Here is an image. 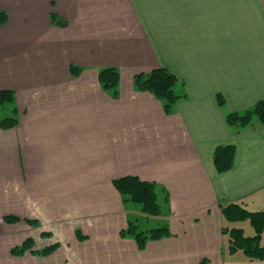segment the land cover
I'll return each instance as SVG.
<instances>
[{"label":"crops","instance_id":"0c3cea01","mask_svg":"<svg viewBox=\"0 0 264 264\" xmlns=\"http://www.w3.org/2000/svg\"><path fill=\"white\" fill-rule=\"evenodd\" d=\"M0 9V90L14 91L17 117L0 127V264L42 261L33 251L55 243L46 256L82 257L72 264H264L228 253L222 226L254 230L220 209L264 211L263 127L226 121L264 99V0H0ZM157 64L184 85L170 114L132 83ZM105 65L119 67L117 99L99 84ZM12 114L0 107V119ZM219 145L235 146L223 172ZM127 175L157 184V216L171 232L143 249L119 234L138 219L112 183ZM27 239L32 247L11 255Z\"/></svg>","mask_w":264,"mask_h":264},{"label":"trees","instance_id":"16d2710c","mask_svg":"<svg viewBox=\"0 0 264 264\" xmlns=\"http://www.w3.org/2000/svg\"><path fill=\"white\" fill-rule=\"evenodd\" d=\"M51 21L56 24L65 25V20H56L54 13L50 15ZM7 20V13L0 9V26ZM70 73L77 76L81 68L70 65ZM98 81L105 91H112L113 96L117 95L119 84V72L116 67L109 66L101 68L98 72ZM133 86L138 91L152 93L162 102L166 114L172 112L174 103L185 97L183 83L179 82L177 76L168 68L159 66L149 72H140L133 76ZM217 101L223 106L225 99L217 94ZM15 94L13 90H0V107L12 106L13 114L0 119L1 128L14 127L17 124ZM257 119L264 130V99L258 100L251 108L244 111H233L226 114V121L229 125L239 129ZM235 153L234 145H219L215 147L213 161L217 171L223 172L231 168ZM113 186L121 194L123 202H133L140 210L150 216H157L161 213V204L157 197V184L153 181L141 180L137 176L127 175L113 180ZM166 199V198H165ZM224 218L231 221L247 219L252 226L254 233L246 235L242 228L235 226H222L221 231L227 236V251L232 254L241 251L249 259H264V244L261 243V235L264 230V211H249L237 202L220 204ZM3 220L7 223L19 221V218L5 216ZM26 222L33 224L32 220ZM79 237L80 233L76 232ZM121 237H132L139 249H143L148 240H156L161 237L170 236L171 232L167 224L141 230L138 225L129 220L127 226L119 232ZM59 246L58 243L44 247L41 250L33 251L39 255H47ZM32 247L30 239L10 249L11 254L21 255ZM206 264V260L202 261Z\"/></svg>","mask_w":264,"mask_h":264},{"label":"rangeland","instance_id":"374dc122","mask_svg":"<svg viewBox=\"0 0 264 264\" xmlns=\"http://www.w3.org/2000/svg\"><path fill=\"white\" fill-rule=\"evenodd\" d=\"M56 20L58 21V20H65L66 21V19L64 18V17H59V16H57V18H56ZM67 24V23H66ZM66 24L65 25H60V24H58L59 26H61V27H64V26H66ZM109 66H112V65H105V66H103V67H100V68H98V72H99V70L101 69V68H104V67H109ZM157 67H159V66H163L162 64H157L156 65ZM79 67V66H78ZM114 67H116L117 68V70H118V72H119V67H117V66H114ZM164 67V66H163ZM81 68V67H80ZM81 70H82V68H81ZM70 71V70H69ZM137 73H139V72H137ZM136 73V74H137ZM73 75V74H72ZM119 75H120V72H119ZM135 75V74H134ZM133 75V76H134ZM132 83H133V77H132ZM100 84V83H99ZM101 86V85H100ZM118 86H119V84H118ZM118 86H117V95L116 96H113V93H112V91H105L102 87V89H103V91L105 92V93H107L110 97H112V98H114V99H117L118 97H119V89H118ZM128 208H129V210H131V212L133 211V215H135L134 217H137L138 219H135V218H133L132 220L133 221H135L136 223H138V225H139V227H141V228H146V227H155V226H157V225H159V224H161V223H163L165 220H164V217H163V215L161 216H146L144 213H142L141 211H140V209H138L139 208V206L137 205V204H135V203H133V202H129L128 203V205H126ZM141 216V217H140ZM246 232H247V230H246ZM251 233V232H250ZM121 237V236H120ZM123 238H125V237H123ZM59 244V243H58ZM20 245V244H19ZM146 245V244H145ZM16 246H18V245H16ZM12 248V247H11ZM11 253V252H10ZM51 253H53V252H51ZM50 253V254H51ZM11 255H13V254H11ZM38 256H39V254H37ZM47 255H49V254H47ZM13 256H18V255H13ZM44 256H46V255H40V257H43L44 259L42 260V261H40V259H38V260H36L35 262H32V264H72V263H74V262H80V261H83L82 260V257L81 256H77V255H75V256H71V257H65L66 259H64V256H62V255H54L53 257L52 256H50V257H47V258H45ZM40 257H38V258H40ZM71 258H73V261H71L70 259ZM98 259H99V261H98ZM100 261H103V258L101 257V259H100V257H94L93 258V262H100ZM200 264H202V262H200Z\"/></svg>","mask_w":264,"mask_h":264}]
</instances>
